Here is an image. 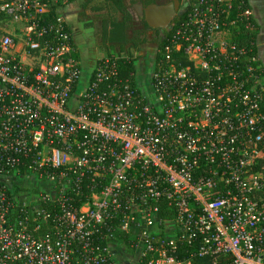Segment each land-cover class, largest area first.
<instances>
[{"label": "built area", "instance_id": "1", "mask_svg": "<svg viewBox=\"0 0 264 264\" xmlns=\"http://www.w3.org/2000/svg\"><path fill=\"white\" fill-rule=\"evenodd\" d=\"M69 1L0 0V264H264L251 7L186 0L138 79L84 72Z\"/></svg>", "mask_w": 264, "mask_h": 264}, {"label": "trees", "instance_id": "2", "mask_svg": "<svg viewBox=\"0 0 264 264\" xmlns=\"http://www.w3.org/2000/svg\"><path fill=\"white\" fill-rule=\"evenodd\" d=\"M71 1V0H70ZM192 1V0H191ZM250 6L249 0H245ZM80 16L84 17L87 14H93L100 19L101 26L98 33L100 39V47L104 49L113 48L118 51H125L129 58L122 66V73L128 75V72L135 71L134 61L130 57L131 50L140 52L142 46L146 42H152L158 47H162L169 39L172 28L178 22L179 18L183 17V13L179 12L175 22L170 28L158 29L149 28L145 22L137 23L127 10V0H80ZM119 15V17H118ZM253 23L255 31L247 35L234 37L238 43L249 45L256 40L258 25L253 15ZM93 25L89 23L88 26ZM151 31L153 36L148 38L147 32ZM162 32V33H160ZM256 52V42L253 45ZM113 230L110 232V241H115V221L111 223ZM103 233H107L103 230Z\"/></svg>", "mask_w": 264, "mask_h": 264}, {"label": "crops", "instance_id": "3", "mask_svg": "<svg viewBox=\"0 0 264 264\" xmlns=\"http://www.w3.org/2000/svg\"><path fill=\"white\" fill-rule=\"evenodd\" d=\"M71 1L68 2V4L64 7V9H62V12L71 28L73 42L78 53V59H80L82 63L84 72L88 74L93 67L94 59L98 57L101 53L96 50H88L86 44L89 41V39L87 40V39L79 38L77 37V33L74 32V29L72 27V24L74 22L73 23L71 22V18H69L68 13H66V10L68 9L67 7L70 5ZM249 4L256 19V23L258 25L257 36L255 40L256 48H257L256 51L259 56V60H260L259 62L264 70V0H249ZM88 35H89L88 33H85V37H87ZM110 250L115 258V241H111Z\"/></svg>", "mask_w": 264, "mask_h": 264}, {"label": "rangeland", "instance_id": "4", "mask_svg": "<svg viewBox=\"0 0 264 264\" xmlns=\"http://www.w3.org/2000/svg\"><path fill=\"white\" fill-rule=\"evenodd\" d=\"M185 1L186 0H183V2ZM79 3H80V0L71 1L70 5L67 7L68 9L66 10V13H68L69 18H71V22L72 23L74 22L73 23L74 25L72 24L74 32L77 33V37L79 38H83L87 40L89 39V41L86 44L88 50H96L100 52L101 54H104L108 50L100 47V39L98 36V33L100 32V26H101L100 19L97 18L93 14H87L86 16L81 17L79 14L80 12ZM89 23H93V25L88 26ZM85 33H88L89 35L85 37ZM156 48L158 47L154 43H152V45H150L148 48L145 45L142 46L141 53L139 52L140 59L136 63L138 79L139 77L143 75V72H144V67H145L144 61H143L144 58L147 56H150V54L153 55L152 57H154V51H156Z\"/></svg>", "mask_w": 264, "mask_h": 264}, {"label": "water", "instance_id": "5", "mask_svg": "<svg viewBox=\"0 0 264 264\" xmlns=\"http://www.w3.org/2000/svg\"><path fill=\"white\" fill-rule=\"evenodd\" d=\"M138 13L143 17L144 22L149 28H167L181 9L179 0H174L165 5L149 4L143 6L139 3L136 5Z\"/></svg>", "mask_w": 264, "mask_h": 264}, {"label": "flooded vegetation", "instance_id": "6", "mask_svg": "<svg viewBox=\"0 0 264 264\" xmlns=\"http://www.w3.org/2000/svg\"><path fill=\"white\" fill-rule=\"evenodd\" d=\"M173 1L174 0H127V10L137 23H141V22H144V20H143V17H141L138 13V8L136 6L137 4L141 3L145 7L149 4L165 5V4L171 3ZM179 1L181 3V8H182L184 2H183V0H179ZM176 17L174 18V20L171 22V24L167 28H169L173 25V23L176 20ZM167 28H165V29H167ZM158 29H160V28H158ZM160 33H162V32H160ZM147 35H148V38H151L153 36V34L150 30L147 32ZM144 45L148 48L150 45H152V42H146ZM152 56L153 55L150 54V56L145 57L143 60L144 66H145L143 75L145 77H146V75L150 74V72L152 70L153 62H154V57H152Z\"/></svg>", "mask_w": 264, "mask_h": 264}]
</instances>
